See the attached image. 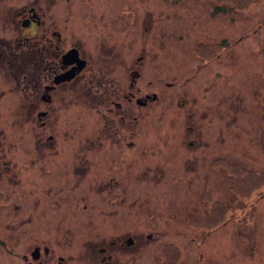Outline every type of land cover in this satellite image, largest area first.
I'll return each instance as SVG.
<instances>
[{"label":"flooded vegetation","instance_id":"obj_1","mask_svg":"<svg viewBox=\"0 0 264 264\" xmlns=\"http://www.w3.org/2000/svg\"><path fill=\"white\" fill-rule=\"evenodd\" d=\"M72 1L53 0L56 12L47 15L41 0L18 7L17 0H0V115L13 116L6 127L9 133L21 122L20 131L26 127V134L17 138H29L27 154L21 156L23 148L7 141L0 124V195L9 198L0 202V245L16 256L8 242L26 240L28 246L16 256L21 264H146L150 259L156 264L162 244L157 226L145 221L146 213L158 218L149 209V196L162 203L170 190L172 169L177 180H183L186 197L194 195L190 188L198 195L209 193L216 163L220 184L225 115L220 119L223 125L207 118L212 110L210 100L202 97L212 91L207 74H202L197 89L185 91L190 75L185 69L179 92L178 79L173 80L184 62L171 55L168 67L176 66L173 76H165L166 64L158 66L162 50L149 37L156 23L171 20L169 16L145 10L150 20L144 17L142 25L140 6L146 0H137L138 42L132 41L131 27L121 37L110 36L109 41H121L118 49L106 48V31L99 24L101 42L93 44L94 39L81 33L78 17L67 11ZM147 65L155 73L164 68L162 77L168 79L147 85L143 82ZM147 86L160 93L147 92ZM216 104L220 109L223 97ZM174 119L181 123L172 124ZM150 135L159 139L149 144L145 138ZM68 183L71 190L83 187L84 193L68 198L63 187ZM98 210L100 221L112 220L118 211L116 221L126 225L131 216L139 223H128L127 232L116 237L78 239L81 219ZM32 225L37 229L35 239H25L24 232ZM41 225L49 231L43 238L38 235Z\"/></svg>","mask_w":264,"mask_h":264},{"label":"rangeland","instance_id":"obj_2","mask_svg":"<svg viewBox=\"0 0 264 264\" xmlns=\"http://www.w3.org/2000/svg\"><path fill=\"white\" fill-rule=\"evenodd\" d=\"M31 1L17 0L18 5L15 6L18 7L25 2L29 3ZM236 1L238 2V0ZM212 4V0H182L180 5L175 7L169 1L146 0L143 8L139 5L142 10L141 23L143 25L144 17L150 20L147 15L150 9H156L158 13L166 10L167 13L163 12L162 16H169L171 18V20L163 23L157 22L149 39H151L150 42L155 47L162 50L159 54L163 57L158 66L166 64L167 70L164 73L165 76H173L175 74L173 72H175L174 68L176 66L170 64V67H168L171 55L173 58L184 62L183 65H179L180 72L173 80L176 81L175 79H178V91L183 87L181 85L184 84L180 73L185 69L190 70V75L187 74V78L189 79L188 86L183 88L185 91L197 89L196 83H202V74L209 75L212 70L223 72L229 76L226 85L222 84L220 88L211 89L212 91H210L209 96L204 97L202 96L203 93H200V96L205 101L210 100L212 103V110L208 113L207 118L211 122L213 120L216 124L221 122L223 125L220 119L225 115L227 138L222 137V142L226 140L222 144L223 149L227 153V158L242 164L244 166L243 171L246 170L249 173L254 172V170L262 172L264 171V106L260 103L264 95V0L254 6L248 7L246 11L235 12L236 9L231 6L232 11L226 9V12H220L216 15L212 12ZM41 5L45 7L44 11L47 15H51V13L54 15L56 12V8H53V0H44V2L41 0ZM237 5L239 4L237 3ZM139 6L137 0H94L93 4L88 1L73 0L72 6L67 7V11L78 17L80 24L78 28L81 29V33L88 39H94L93 44L99 43L103 39L97 30L99 24L101 26L100 29L106 31V38L108 39L105 42L106 48L113 46L118 49L121 41H109L111 39L110 36L121 37L131 27L134 29L133 32L136 35L132 34V41L138 42L137 36L140 29ZM130 8L133 14L128 16L127 10ZM59 11L62 13V9H59ZM233 22L236 24L234 25ZM149 26L150 24L148 23L147 30L150 28ZM224 39H226L228 49L225 51L223 58L212 65L207 62L208 65L205 67L208 68H204L199 74L193 75L197 63H202L198 55L196 57L193 54V49L196 46L199 47L200 43L218 44ZM220 51L223 52V49ZM130 58L131 56H129ZM157 71L155 73L153 69L149 70V66L147 65L144 70L146 80L143 82L148 85V81L150 80L156 83L168 79L162 77L164 68L157 69ZM114 77L116 78L117 75ZM109 78L112 79V77ZM147 87V92L156 91L160 93L157 87L154 90L150 86ZM220 97H223L225 104L218 109L219 106L216 104V101ZM201 103L200 101L197 104L200 105ZM1 117L3 122H8L7 125L12 124L13 116L8 114L0 115V120ZM89 122L87 121L88 125ZM145 122L148 121L145 120ZM173 123L175 125L176 123H181V121L174 119ZM4 125H1L2 129ZM21 125L22 123L18 122V126H16L13 133H9L11 130L4 131L7 134L8 142H12L15 145L19 143V146L21 145L23 148L21 151L22 156L23 153L27 154L29 147L27 139L29 138L27 136L17 138L21 136L22 132L26 134L27 128L24 127L21 132ZM90 128L93 133L92 124ZM34 133L36 134L38 131H34ZM167 137L176 140L179 138L176 135L170 137L169 134H167ZM145 139L149 141V144H153L159 137L155 138L153 135H150ZM31 153L32 151H29V154ZM134 154L139 156V151ZM139 160L143 162L144 158H139ZM177 177L178 175L172 169L168 182L170 190L163 206L158 202L161 199L157 200L155 197L148 195V200L150 201L149 207H152L150 208L152 209V213L158 214V218L156 216L151 217L149 213H146L145 221L150 226L156 225L157 232L163 231L164 228L170 230L173 227L179 228L180 219L183 220V216L186 213L189 217L194 212L196 206V209L201 208V199L200 195L196 192V188L195 190L190 188L194 195L191 194L189 198H185L182 201L181 193L178 189L179 186L175 184ZM230 184L231 181L228 176L227 182L222 184H219L217 179L211 182V185L217 186L220 196L227 199L226 204L229 209L222 211L217 221H212V225L206 227L214 229L217 227L216 225L229 220L225 226L220 227L209 236L205 232L195 235L196 232L185 230L184 226L181 227L182 233L179 234L180 236L187 235L186 233L191 236L192 234L195 235V240L189 243L186 238L187 243L184 245L186 264H193L194 258L198 257L201 250L204 254L205 264H264V199L254 202L262 193L264 195V181L257 179L256 175H251V179L246 180L240 189L243 192L238 190V183L232 184L235 186L236 191L230 192ZM63 187L64 193L69 196L68 198L84 193L83 187L71 190V184L69 183L64 184ZM240 195H245L248 198H240ZM8 199V196L0 195L1 203H7ZM252 202H254L253 205H250ZM68 203H73V200L70 199ZM147 203L148 201H146ZM117 213L118 211L113 212L112 216L114 218L119 217ZM98 214L99 210L96 212V215L92 216L93 219H97L95 222L92 220V217H88L90 213L85 216L87 218L81 219L80 230H77L79 232L78 239L82 235L88 240L97 235H106L108 238L116 237L127 232L126 226L128 223L131 222L132 225L133 223L134 225L139 223L135 224L136 218L131 216L128 221H125L126 225L122 223L123 221H116L117 218L114 220L116 222H112L114 218L110 221H100ZM177 218H179V221L174 224L173 221L177 220ZM107 227L109 228V232L105 234L104 231ZM197 228H201V226L198 225ZM36 231L37 229L34 225L26 229L24 232L25 239H35ZM174 231L175 229L169 232L167 236L170 237ZM48 232L46 231V227L41 225L38 235L43 238ZM161 240H163V237H161ZM171 240L175 239L171 238ZM201 241H204V245L200 248L199 243ZM9 245H12L16 256L23 254L24 249L28 246L26 240H23L21 243L9 242ZM16 256L8 255L0 245V258L2 257L0 264H21V261H18Z\"/></svg>","mask_w":264,"mask_h":264},{"label":"trees","instance_id":"obj_3","mask_svg":"<svg viewBox=\"0 0 264 264\" xmlns=\"http://www.w3.org/2000/svg\"><path fill=\"white\" fill-rule=\"evenodd\" d=\"M258 0H238V2L236 0H231L230 2L232 3V6L236 7V8H247L249 7L252 3H256ZM237 3L239 5H237Z\"/></svg>","mask_w":264,"mask_h":264}]
</instances>
